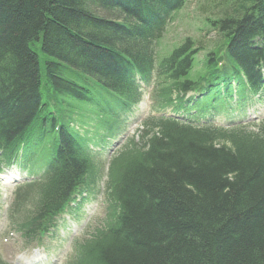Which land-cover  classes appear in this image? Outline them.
Returning a JSON list of instances; mask_svg holds the SVG:
<instances>
[{"label": "trees", "instance_id": "trees-1", "mask_svg": "<svg viewBox=\"0 0 264 264\" xmlns=\"http://www.w3.org/2000/svg\"><path fill=\"white\" fill-rule=\"evenodd\" d=\"M121 1L98 5L124 6L123 23L101 22L78 0H0V158L20 140L52 131L49 140L60 146L63 162L35 187L44 194L43 205L17 225L29 239L47 222L58 197L97 174L93 161L73 148L72 118L65 113L73 102L86 105L92 99L88 114L96 130H116L118 117L138 99L124 77L152 66L151 59H126L123 50L132 47L130 39L140 47L153 46V30L143 32L174 0H133L131 8ZM216 1L211 22L226 53L212 48L205 67L194 71V59H168L171 71L158 70L155 108L172 102L173 95L179 100L180 92L205 76L228 80L230 74L238 80L241 72L251 75L255 62L249 48L253 34L260 31L264 37V0ZM80 20L98 32L82 29ZM227 82L221 92L231 99ZM245 90L233 93L240 98ZM206 105L214 104L208 101L202 108ZM141 124L138 140L130 138L109 164L101 227L78 243L68 264H264V131L206 130L156 116Z\"/></svg>", "mask_w": 264, "mask_h": 264}, {"label": "rangeland", "instance_id": "rangeland-1", "mask_svg": "<svg viewBox=\"0 0 264 264\" xmlns=\"http://www.w3.org/2000/svg\"><path fill=\"white\" fill-rule=\"evenodd\" d=\"M99 2H102L103 4V0H78V3L80 7H82L83 10H86L87 8H89V11L93 12L94 15H96L95 17L99 18L100 20L102 18L101 16L105 15L108 18L102 21H105V22L116 21V19L109 18V17L115 18V13L113 11H107L110 9H105L103 6L98 5ZM114 2L115 4L123 3L122 1L120 2V0L119 1L114 0ZM185 2L186 3H184L183 9L175 13L173 15L172 20L169 21L168 19L169 22L166 27V30L157 44V46H159L158 50L163 51V48H164L165 51H170L173 46H179V44H181L182 41L187 37L194 40L195 42L196 41L200 42L203 48L206 42H208V39H211V38H213V40L216 39L217 36L215 37V33L211 31L210 27H206V25L203 24L202 20L205 19V21L208 23L209 19H212V17H214L212 14L214 12L213 6L217 4L218 2L216 0H185ZM129 4L130 3L127 4L126 2V5H125V2H124L125 7H127ZM205 6L206 8H204ZM128 8H131V6L130 7L128 6ZM202 17L204 19H202ZM78 24H80L82 29L90 30L88 32H94V31L98 32L97 31L98 29L96 28L94 29L87 28L88 26L82 20H80ZM117 35L119 34L117 33ZM256 35L257 34L255 35L253 34L252 36H256ZM119 36L121 37L123 35L120 34ZM213 40H212V43L210 44H213ZM117 44H120V43H117ZM128 44H131V43H128ZM73 54L76 56V57L74 56L76 59L83 60L81 59L82 57L80 55H76L75 53ZM15 191H16V188L13 183L8 184V185H3L0 183V193H1V200H2V203L0 206V257L3 259H9L11 263H13V257L18 251L26 250L25 248L22 247L21 239L19 238L17 233H13L14 236H17L16 243H14V241L9 240V237L12 238L11 236L12 230L9 228L11 227L12 222L17 219V215L20 210V208L16 206L18 204V201L14 202L16 196H14L13 193ZM18 193L19 195L21 194L19 191ZM31 201L32 200H30V202ZM30 202H27L24 205L26 209H29L31 207ZM95 211L96 209L93 208L92 212L95 213ZM93 219L94 218H92V220ZM68 241L64 240V243H61V244L58 243V240L53 241L50 248L45 250V255H46L45 260L46 261L44 263L50 264L49 260H51V258H54L55 259L54 264H61L63 262V259L65 258L66 253L69 251L70 241L69 242ZM28 254L29 253H27V255Z\"/></svg>", "mask_w": 264, "mask_h": 264}, {"label": "bare ground", "instance_id": "bare-ground-1", "mask_svg": "<svg viewBox=\"0 0 264 264\" xmlns=\"http://www.w3.org/2000/svg\"><path fill=\"white\" fill-rule=\"evenodd\" d=\"M115 1H117V0H115ZM132 1L133 0H127V3H132ZM218 1L220 4H221V2H223V0H218ZM184 3H186L185 0H174V3H173V5H175L174 13H177L181 9H183ZM223 6H225V5H223ZM125 10L126 9H124V6L122 8H118V9L117 8L110 9L109 11H113L115 13V18H112V17H109V18L110 19H116V22L120 21L123 23V22H125V19L122 18L123 15H122L121 11H125ZM204 10H206V9H204ZM90 14L94 15L91 11H90ZM101 17L103 19L108 18L105 15H102ZM159 17H162V15L159 14ZM202 19H204V18L202 17ZM206 19H208V18H206ZM202 21H203V24L206 25V27H210L211 31L215 33V37L217 36L216 39H214V40H213V38L208 39V42H206L204 48L200 44V42L196 41L197 42L196 43L194 40H192L188 37L185 38L182 41V43L179 44V46H173L170 51H165V49L163 48L164 52L158 50L159 46H157V45L151 46L150 48L140 47V46H137L135 44L133 39H130L132 47L130 46L129 48L123 50L125 52L126 59H130V58H140V59H206V55H207L208 51L211 50L212 48H213V51L214 50L218 51L219 49H221V50L224 49L223 46L220 47L224 42H223V37L216 31V28L213 27V23L211 22V19H209L208 23L205 21V19ZM111 22H113V21H111ZM135 23L137 24V22H135ZM127 27L130 28V26L128 24H127ZM259 32H256L255 34H257ZM257 35H259V36H257ZM257 35H256V37H254L252 39L253 40V42H252L253 45L251 44L252 49L249 48V50L251 51L250 56L252 58H254L253 62H255V63H258L259 61L264 59V37L260 34H257ZM212 40H213V44H210V43H212ZM114 46L116 47V44H114ZM120 46L121 47L122 46L127 47L126 44H119V46H117V47H120ZM46 103H51V101L46 100ZM46 109H48V110L51 109V105L46 106ZM60 135H61V131L56 130L55 136L59 137ZM58 148H60V146H58ZM18 149L19 148H17V150Z\"/></svg>", "mask_w": 264, "mask_h": 264}]
</instances>
